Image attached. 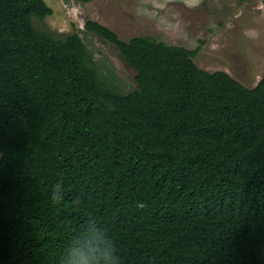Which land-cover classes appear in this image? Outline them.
I'll use <instances>...</instances> for the list:
<instances>
[{
  "label": "trees",
  "instance_id": "16d2710c",
  "mask_svg": "<svg viewBox=\"0 0 264 264\" xmlns=\"http://www.w3.org/2000/svg\"><path fill=\"white\" fill-rule=\"evenodd\" d=\"M52 13L0 0V264H68L93 229L118 264H264V74L87 20L136 69L118 91Z\"/></svg>",
  "mask_w": 264,
  "mask_h": 264
},
{
  "label": "rangeland",
  "instance_id": "374dc122",
  "mask_svg": "<svg viewBox=\"0 0 264 264\" xmlns=\"http://www.w3.org/2000/svg\"><path fill=\"white\" fill-rule=\"evenodd\" d=\"M53 13L37 27L66 36L79 32L95 67L115 90L137 87L136 69L116 45L86 29L96 20L121 39L150 35L168 44L200 48L198 66L224 70L253 88L264 74V0H46ZM1 157V153H0Z\"/></svg>",
  "mask_w": 264,
  "mask_h": 264
},
{
  "label": "clouds",
  "instance_id": "9594fccd",
  "mask_svg": "<svg viewBox=\"0 0 264 264\" xmlns=\"http://www.w3.org/2000/svg\"><path fill=\"white\" fill-rule=\"evenodd\" d=\"M60 188V184L55 186L53 201L56 203L62 199ZM118 259L114 243L98 229H93L86 242L78 243L71 249L68 264H118Z\"/></svg>",
  "mask_w": 264,
  "mask_h": 264
}]
</instances>
